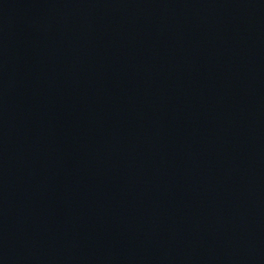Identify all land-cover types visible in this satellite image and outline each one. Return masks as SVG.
I'll return each mask as SVG.
<instances>
[{"label":"water","instance_id":"1","mask_svg":"<svg viewBox=\"0 0 264 264\" xmlns=\"http://www.w3.org/2000/svg\"><path fill=\"white\" fill-rule=\"evenodd\" d=\"M0 264H264V0H0Z\"/></svg>","mask_w":264,"mask_h":264}]
</instances>
